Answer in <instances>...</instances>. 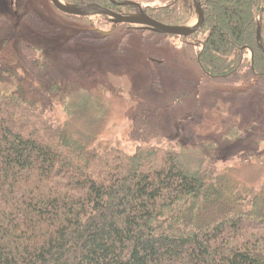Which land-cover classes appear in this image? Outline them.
<instances>
[{"label": "trees", "instance_id": "trees-1", "mask_svg": "<svg viewBox=\"0 0 264 264\" xmlns=\"http://www.w3.org/2000/svg\"><path fill=\"white\" fill-rule=\"evenodd\" d=\"M201 1L196 37L205 36L199 52L190 44L197 64L213 78L264 83V0ZM147 11L170 25L194 14L187 0ZM258 199L212 163L191 169L170 143L132 152L91 146L53 121L19 79L7 86L0 73V264H264Z\"/></svg>", "mask_w": 264, "mask_h": 264}, {"label": "rangeland", "instance_id": "rangeland-1", "mask_svg": "<svg viewBox=\"0 0 264 264\" xmlns=\"http://www.w3.org/2000/svg\"><path fill=\"white\" fill-rule=\"evenodd\" d=\"M134 1L149 8L174 0ZM195 21L193 14L187 22ZM111 26L62 14L51 0H0V73L7 86L19 79L71 136L129 152L170 143L191 169L212 163L264 205L261 79L207 75L191 51L199 52L205 33L180 38L125 24L108 35L96 30ZM28 57L40 66L35 72Z\"/></svg>", "mask_w": 264, "mask_h": 264}, {"label": "water", "instance_id": "water-1", "mask_svg": "<svg viewBox=\"0 0 264 264\" xmlns=\"http://www.w3.org/2000/svg\"><path fill=\"white\" fill-rule=\"evenodd\" d=\"M112 1V0H111ZM191 3L196 21L194 23H183L178 25H170L150 17L142 8L141 4L134 1H125L124 5H135L139 9V13L124 15L105 7L96 2H89L84 4L69 3L65 0H51L53 6L69 17H92V16H105L112 23V28L108 30H100L103 35H108L115 28L121 24L134 25L140 30L151 31L160 35H173L180 38H187L197 33L205 23V9L201 0H187ZM257 41L259 47L264 52V46L261 41L260 25L257 29Z\"/></svg>", "mask_w": 264, "mask_h": 264}, {"label": "flooded vegetation", "instance_id": "flooded-vegetation-1", "mask_svg": "<svg viewBox=\"0 0 264 264\" xmlns=\"http://www.w3.org/2000/svg\"><path fill=\"white\" fill-rule=\"evenodd\" d=\"M111 1V0H110ZM125 1H134V0H125ZM125 1H121V2H116L115 0H112L111 2L112 3H115L116 4V6H120V5H122V6H131L132 7V9H129V11H128V13L127 14H124V15H129V14H136V13H139V9L135 6V5H124L123 4V2H125ZM134 2H137V1H134ZM69 3H71V2H69ZM139 3V2H138ZM78 4H81V3H78ZM140 4V3H139ZM102 5V4H101ZM142 6V5H141ZM105 7H107V6H105ZM109 9H111L110 7H108ZM142 8L146 11V13L148 14V8H146V7H143L142 6ZM113 10V9H112ZM58 11V10H57ZM113 11H116V10H113ZM116 12H118V11H116ZM118 13H121V12H118ZM121 14H123V13H121ZM149 15V14H148ZM98 16H100V15H98ZM150 16V15H149ZM92 17H95V16H92ZM103 17H105V16H103ZM151 17V16H150ZM83 18H90V17H83ZM106 18V20H107V22L109 23V24H111L112 25V23L108 20V18L107 17H105ZM121 25H123V24H121ZM121 25H119V26H121ZM125 25H127V27L129 28V29H134V30H139V31H147V30H140V28H137L136 26H134V25H129V24H125ZM118 26V27H119ZM113 26H111V28H112ZM117 27V28H118ZM117 28H115V30L117 29ZM98 32L100 31V29H96ZM115 30H113V32L115 31ZM100 33V32H99ZM112 33V32H111ZM192 37V36H191ZM187 38H189V37H187ZM182 41H184V40H182Z\"/></svg>", "mask_w": 264, "mask_h": 264}]
</instances>
